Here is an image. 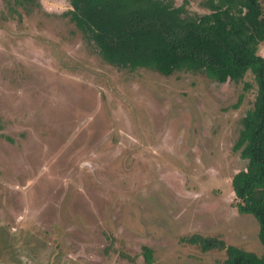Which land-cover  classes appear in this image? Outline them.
Here are the masks:
<instances>
[{
    "label": "rangeland",
    "instance_id": "1",
    "mask_svg": "<svg viewBox=\"0 0 264 264\" xmlns=\"http://www.w3.org/2000/svg\"><path fill=\"white\" fill-rule=\"evenodd\" d=\"M38 1L0 0V264H145L143 246L155 264H224L194 234L261 255L231 187L253 75L110 65L68 0Z\"/></svg>",
    "mask_w": 264,
    "mask_h": 264
},
{
    "label": "trees",
    "instance_id": "2",
    "mask_svg": "<svg viewBox=\"0 0 264 264\" xmlns=\"http://www.w3.org/2000/svg\"><path fill=\"white\" fill-rule=\"evenodd\" d=\"M190 1L68 0L71 8L64 15L116 67L145 68L164 76L202 72L218 83L253 75V106L243 116L233 145L246 166L233 175L231 187L237 211L256 219L264 248V57L257 53L264 41V0H203L208 11L194 14L188 11ZM9 2V7L39 6L38 0ZM243 88H251L250 83ZM187 241L203 251L225 250L224 264H264V252L257 255L218 238L194 234ZM142 254L145 264H155L150 247L143 246Z\"/></svg>",
    "mask_w": 264,
    "mask_h": 264
}]
</instances>
